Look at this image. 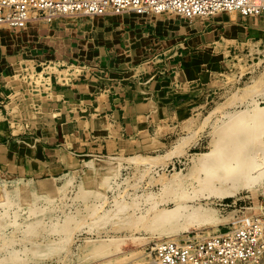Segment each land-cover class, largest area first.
<instances>
[{"label":"rangeland","instance_id":"1","mask_svg":"<svg viewBox=\"0 0 264 264\" xmlns=\"http://www.w3.org/2000/svg\"><path fill=\"white\" fill-rule=\"evenodd\" d=\"M173 16L184 19L198 31L197 36L178 43L164 37L154 39V27L142 28L138 23L141 15H63L51 22L34 19L20 31L0 26V107H4L0 201L8 202L0 206V214L8 209L10 223L4 231L20 239L22 230L37 219L48 229L69 225L72 232L69 244L56 245L59 255L43 261L34 258L35 262L22 254L28 261L19 264H146L151 247L161 239L206 238L226 230L243 211L252 208L262 214L264 176L231 197L195 196L194 190L201 168L195 161L201 153L215 150L237 117L264 106V15L232 11ZM121 25L125 26L122 31L114 34V27ZM106 52L110 53L107 59ZM94 74L99 79L111 74L124 76L127 82L141 80L139 89L159 102L155 109L169 137L165 151L89 156L72 151L61 166L54 155H39L42 139L57 127V115L63 112L61 118L70 122L78 111L86 110L84 102H75L72 91L79 84L101 83ZM261 134V138L254 136L259 139L250 145L253 151L264 146ZM92 161L111 166L92 170ZM261 168L256 167L252 175L257 176ZM180 171L185 184L181 190L193 196L187 203L214 210L221 217L219 225L184 228L185 219L161 238L138 229L140 222L132 213L150 218L173 207L169 201L173 189L165 184L174 182ZM44 182L49 186H37ZM165 228H156V232ZM88 239H104L112 247L104 254L96 252L88 248ZM116 243L121 250L115 249ZM16 246L23 247L20 242Z\"/></svg>","mask_w":264,"mask_h":264},{"label":"bare ground","instance_id":"2","mask_svg":"<svg viewBox=\"0 0 264 264\" xmlns=\"http://www.w3.org/2000/svg\"><path fill=\"white\" fill-rule=\"evenodd\" d=\"M152 14H158V13L152 12ZM237 115L239 114L237 113L236 116ZM237 118L238 119L235 120L237 122L231 123L233 122L231 121L229 122L231 124L228 127L226 126L227 135L224 138H221L219 145L217 144L218 147L215 150L213 149V151L201 153L202 155L195 161L196 165L198 167L199 166L201 167L199 169V173L197 177L194 174L196 177L195 182L197 183L194 190L195 196L202 195L203 197L206 198H209L211 196H216L219 197V199L223 197H231L234 196L240 189L242 190L243 188L253 187V184L258 179H261V177L264 176V165H261L262 159L264 158V146L259 147L256 151L250 149V145L254 144V139L257 140L259 139V138H254V136L256 135L260 137L259 134L261 133L264 134V106H257L255 107L253 114L243 113L242 115H240V117ZM234 134H237L236 139L233 138ZM140 159L147 161V157L145 156H141ZM110 166H111L110 164H105L104 162H97V161H92L90 164V168L92 170H97V169L103 170L104 167L106 169H109ZM258 166H262V168L260 169V172L257 176H253L252 171ZM112 172H114V170ZM182 177L183 176L181 174V171L177 172L174 177L175 181L171 182L172 184L171 183L165 184L166 187L171 186V189H173L172 197L169 200L171 203H173L172 208H163L160 211H157L155 215L150 218L148 215L136 216L135 213L131 214V216L134 215L133 216L134 219L136 218L137 221L140 222V225H136L138 229H145L146 231L153 233L154 235H158V237L161 238L163 234H171L172 231H174V229L172 228H174L175 226L176 228L180 227L183 220L185 219L188 220V223L185 226H183L184 228H188L190 225L199 226V224L201 223L219 225V223L221 222L220 219L221 217L219 216L220 217L219 218L218 215L214 212V210L209 208H204L202 206L195 207L187 203V201L192 199L193 196H191L192 194L188 195L187 193L183 192L184 190L183 191L181 190L185 186V184L182 182L183 181L181 179ZM47 185L48 184L44 182L38 184L37 186L42 188ZM189 192L191 193V191ZM7 203L8 202L6 200L3 201L1 200L0 206H6ZM27 205H30L29 201ZM123 208L124 207H122V210ZM7 210L3 214H0V252L2 253L0 254V264H10V262L19 264L20 262L27 260L26 257L22 256V254L32 257L31 259L33 260L35 258L37 261L38 260L43 261V259H46L48 257L51 258L55 255H59L60 251L57 250L58 248V246H56L57 244L59 243L69 244L71 242L72 232L69 225L65 226L62 229L56 227L48 229L43 226L41 220H37V219L30 222L25 227V229L22 230L23 237H21L20 239L14 236H9L4 231V229L6 228L5 225L10 224L9 222H7V220L9 219ZM149 212L150 211H148V213ZM127 222L130 223L131 220L130 222L129 220ZM11 225H14L18 229L20 228L18 222H13L11 223ZM162 227H167V228H165L166 230L157 233L156 228H162ZM95 240L94 239L87 240L88 248L90 250L104 254L106 253V249L109 250V248L112 247L111 246L112 244L106 242L107 240L104 239L103 240L95 239ZM164 240L169 241L174 239L171 238L161 239V241ZM17 242H20L23 245V247L17 249L16 248ZM124 243L125 241L123 242V245ZM115 249L121 250L120 244L115 245ZM84 261L86 262V260ZM136 264H139V262Z\"/></svg>","mask_w":264,"mask_h":264},{"label":"built area","instance_id":"3","mask_svg":"<svg viewBox=\"0 0 264 264\" xmlns=\"http://www.w3.org/2000/svg\"><path fill=\"white\" fill-rule=\"evenodd\" d=\"M231 11L264 15V0H0V26L20 31L34 19L51 22L63 15L156 12L192 18ZM261 210L243 211L226 230L206 238L156 242L146 264H263L264 203Z\"/></svg>","mask_w":264,"mask_h":264},{"label":"crops","instance_id":"4","mask_svg":"<svg viewBox=\"0 0 264 264\" xmlns=\"http://www.w3.org/2000/svg\"><path fill=\"white\" fill-rule=\"evenodd\" d=\"M141 16L143 20L138 23L142 28L151 24L154 27V39L164 37L166 41L178 43L180 39L197 36L198 31H193L184 19L176 18L173 14L148 13ZM123 27L125 26L114 27V34L115 31H122ZM118 39L121 43V39ZM109 56L110 53L106 52V59ZM95 74L92 77L96 78ZM100 79L101 83L93 81L79 84L76 91H72L75 102H84L86 110L78 111V116L73 115L70 122L61 118L63 112L62 115H57V127L42 139L41 148H38L39 155H54L61 166L64 164V156L72 151L84 156L97 153L123 155L165 151L168 147L165 141L169 137L168 131L162 126L164 119L158 116L155 109L159 102L151 100L139 89L141 80L127 82L124 76L111 74ZM100 79L96 78L97 82ZM3 111L4 107H0V117L1 113L4 116ZM61 111L59 109L58 114ZM54 143L56 147L52 146Z\"/></svg>","mask_w":264,"mask_h":264}]
</instances>
